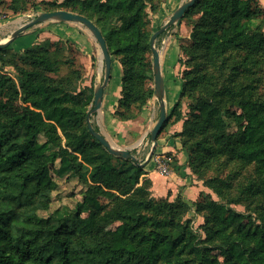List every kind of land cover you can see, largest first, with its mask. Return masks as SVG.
<instances>
[{
  "label": "trees",
  "instance_id": "trees-1",
  "mask_svg": "<svg viewBox=\"0 0 264 264\" xmlns=\"http://www.w3.org/2000/svg\"><path fill=\"white\" fill-rule=\"evenodd\" d=\"M162 1L54 0L45 8L72 11L101 29L122 65L114 113L120 121L138 119L154 97L149 81L156 31L150 13L159 12ZM0 2L13 14L38 5ZM196 7L203 11L193 25L192 43L180 48L190 59L202 55L203 63L186 64L180 98L163 130L173 117L182 120L183 97L196 101L198 113L175 136L182 139L192 173L221 199L202 191L195 201L205 235L185 221L190 206L182 196L155 197L145 166L111 154L94 137L88 126L94 88L81 87L83 64L59 58L61 50L52 51L50 39L24 50L14 49L13 41L0 47V264H220V257L223 264H264V211L260 223L236 211L229 206L230 183L204 173L219 161L254 165L255 178L241 195L264 200V95L255 87L264 66V8L260 0H197ZM63 65L69 67L65 75ZM7 66L17 76L4 71ZM213 71L224 77L221 91ZM216 92L241 109L230 115L233 131ZM193 133L203 137L189 144ZM56 162L59 177L73 175L86 189L75 210L44 216L58 188L52 174Z\"/></svg>",
  "mask_w": 264,
  "mask_h": 264
},
{
  "label": "rangeland",
  "instance_id": "rangeland-1",
  "mask_svg": "<svg viewBox=\"0 0 264 264\" xmlns=\"http://www.w3.org/2000/svg\"><path fill=\"white\" fill-rule=\"evenodd\" d=\"M32 1L36 2V4H38V5L37 6H30L26 12H21L18 14H13L12 11L9 10L7 5L0 2V41H4V40L8 39L12 35L13 31L15 29H17L19 26H21L22 24L27 23V22L31 21L32 19L36 18V16L39 13L47 11L45 9L46 6L48 5V3H50L54 0H32ZM57 1H58V3H62L66 0H57ZM162 4H163V1H162L161 5ZM202 11H203L202 7L190 8L189 14L187 15V17H185V15H184V17L180 21H178L173 26L169 27L167 30H165L158 37V38H160V41L157 45L155 44L156 48L159 49L161 52H163L164 48L166 46V43H167L166 41L168 40V38L170 36H173V37L179 39L180 46H181V44L189 46V44L192 43L191 33L193 30V25L200 19L201 15H202ZM157 14H158V12L157 13H150L151 29L153 32L157 31L160 27L166 25L169 22L170 17H171V14H168V13L165 16H160V14H159V16H156ZM160 18H161V21L159 20ZM182 22H184V24H185L183 31L179 28L177 29V25H179ZM69 23H74V22L47 21V22L37 24V25L29 28L26 31L27 32L34 31V32L38 33L39 37L41 38V40H39L40 42L50 39L55 44L52 46V51H57V48H59V50H61V52H58L59 58H61L63 60H65V59L74 60L76 65L80 66L79 50L74 46V44L72 42H70L69 40L63 39L61 36L62 34L57 33L55 30L56 29L55 27H57L58 25L69 24ZM74 24L78 25V26L80 25L83 29L89 31L82 24H79V23H74ZM24 33H22V35ZM53 34H55L57 36L54 37ZM41 35H42V37H41ZM164 38H165V41L163 40ZM56 43H58V45H56ZM96 43H97L96 49H97V53H98L99 59H100V57H101L100 47H99V44L97 41H96ZM26 44H30V41H28ZM196 56H199V57L195 58V59H192V58L190 59V57L186 53L181 51L179 59H178V67H179L181 80H182L183 71L185 69H187V67H188V65H186L188 63V61L191 63V65H194V64H196L197 66L202 65V63H203L202 55H196ZM151 57H152V65H153V54ZM78 60H79V62H78ZM116 60L119 61L118 59H116ZM175 66L176 65H174L173 67L172 66L165 67V75L170 80H172L173 77L175 78V75H174ZM0 68H1V64H0ZM117 69H118V67L116 66L114 68V72H113L114 76L118 75ZM4 71H7L8 73H10L14 77L17 76V72L12 66L5 67ZM68 72H69V67L67 65H63L61 74L65 75ZM104 73H105V69H104V67H102V76H101L100 81H98V80L96 81L93 79L91 82V86L90 85L89 86H82V83H81V87L82 88L83 87H93L94 92H95L96 87L103 83ZM213 73L215 76L214 82L217 84V87L219 89L218 91H221L222 89H224L226 87V86H224V77L222 76L221 73H218L216 71H213ZM171 74L174 76L172 77ZM255 80H256V86L255 87H258L257 88V95L258 96L264 95V66H263L262 70H260L255 75ZM83 81H84V79H83ZM182 83H183V81H182ZM149 85H151V86H153V88H155L154 87V85H155L154 78H153V80L149 81ZM109 87H112V86H109ZM121 88H122V82H121ZM181 91H182V86H181ZM181 91L179 93L177 100L180 98ZM172 93H175V92H172ZM172 93H170V94H172ZM241 93L244 94V92L242 90H241ZM172 96L174 97V95H170V97H172ZM215 98L220 99L219 101H221V104L224 107L223 111H224L225 122H226V124L229 125V131H233L236 126H235L233 119L230 117V115H231V113L240 114L241 109L238 108V106H236V105H232L233 104L232 100H229L228 97L223 96L221 94V92H216ZM152 99L157 100V105H158V107H160L161 101L155 95ZM181 100H182V105H181L182 120H180L179 122H174L175 117H173L169 121V125L165 128V130L168 131L173 126L180 123L181 124L180 130H179V132L174 133L173 134L174 136L183 131L184 123L187 119H191L194 114L198 113L197 112L198 110L196 108L193 110V107H196V101H194L188 97H183ZM149 102H150V100H149ZM174 105L171 107L168 115L171 114V112L174 108ZM93 107H94V103L91 104V106L89 108L90 109L89 113L91 112ZM89 113H88V115H89ZM94 113H92L91 116ZM91 116H90V121L93 118V117L91 118ZM172 129H174V128H172ZM202 137L203 136L200 134L193 133L192 135L188 136V142H189V144H192L194 141L201 140ZM178 138L180 139V141L182 143V139L180 137H178ZM41 140H44V138H41ZM151 147H152V144H151ZM182 147H183V143H182ZM171 157L173 158L171 166H174V164L177 162L172 155H171ZM222 160H224V159H222ZM138 161L140 163H142L141 160L138 159ZM188 164H189V161H188ZM58 166H59V163L56 162L54 169L52 170L53 177L58 182V188L53 192V201H52L50 210L41 212V215H44V216L51 215L57 210H61V211H73V210H75L78 202H80L82 200L83 193L86 189V186L81 181H79V179L77 177H75L73 175H69V176L66 175L64 177H59L55 173V169ZM204 173H205V178L220 177V178L226 179L230 183L228 195L231 199H234V202L230 203L229 206L232 207L233 209H235L236 211L240 212V213H243V214H246V215L252 217L254 221H256L258 223L261 222L260 218H261V212L264 211V200L260 199V198H256V197H251V196H248L246 194H245V196L241 195V191L243 193H245L244 188L246 187L247 183L250 180H253L255 178L256 173H255V166L254 165H245L243 163H237V162L219 161V162H214L209 168H206L204 170ZM193 174L195 175L196 179L201 181L203 183V185L206 187V189H207L205 191L206 193L211 194L213 196V198L216 200H221L220 197H218V195L212 189H210L208 186L205 185L204 179H201L195 173H193ZM152 193H153V191H152ZM186 203L190 206V211L186 214L185 221L190 222L193 229L200 232L204 236L205 233L203 232L202 225L204 224L205 220H204L203 214L197 212L195 201L192 204H190L188 202H186ZM84 215L85 216L88 215V212L84 213ZM118 225H119V222L109 226L107 228V232L114 231ZM222 262H223V258L220 257L219 263L223 264Z\"/></svg>",
  "mask_w": 264,
  "mask_h": 264
},
{
  "label": "crops",
  "instance_id": "crops-1",
  "mask_svg": "<svg viewBox=\"0 0 264 264\" xmlns=\"http://www.w3.org/2000/svg\"><path fill=\"white\" fill-rule=\"evenodd\" d=\"M186 1L189 0H164L156 16H159V14L160 16H165L168 13L171 14L172 17L174 12ZM260 3L264 8V0H260ZM159 20L161 21V18ZM184 26L185 24L182 22L177 25V29L179 28L183 31ZM55 28L57 33L62 34L61 36L63 39L72 42L79 50L80 63L83 64L86 70L82 86H91L93 79L100 81L104 63L102 57L99 59L96 49L97 43L90 31L74 23L58 25ZM53 35L54 37L57 36L55 34ZM39 40H41V38L38 33L26 31L23 35L21 34L14 40L12 47L16 50H24L26 47ZM163 40L165 41V38ZM28 41H30V44H26ZM159 41L160 38L157 39L156 45ZM166 42L164 51L161 52L159 49L158 50L161 54V68L166 89L164 103L168 115L171 107L177 101L181 91L182 80L178 67V59L181 53L180 41L170 36ZM112 58V78L104 90L102 107L91 116V118L93 117L91 121L94 129L105 135L107 139L117 147L131 149L132 154L136 155L142 163H145L147 176L150 177L153 182L152 191L154 196L169 197V199L173 201L180 195L186 202L192 204L198 199L200 193L202 191L205 192L207 189L192 173L191 168L188 166L189 155L183 149L180 139L173 135L179 132L181 124L178 123L173 126L172 128L174 129L171 128L168 131L163 130L158 137V146L153 157L148 159L152 148L151 131L159 119L161 113L160 107L157 105V100L152 99L143 108L138 119L120 121L114 116L121 97L122 65L114 57ZM174 65H176L174 73L175 78L173 77L174 75L171 74L173 78L170 80L165 75V67H173ZM116 66L118 67V75L114 76L113 72ZM170 95H174V97L172 98ZM165 154L172 155L179 165V170L177 171L171 166L169 175L160 173L154 160L155 155Z\"/></svg>",
  "mask_w": 264,
  "mask_h": 264
},
{
  "label": "water",
  "instance_id": "water-1",
  "mask_svg": "<svg viewBox=\"0 0 264 264\" xmlns=\"http://www.w3.org/2000/svg\"><path fill=\"white\" fill-rule=\"evenodd\" d=\"M197 0H189L184 2L172 15L169 22L164 25V27L158 29L152 35V49H153V73H154V82H155V92L154 95L161 101L160 103V116L158 121L156 122L155 126L151 131V140H152V148L149 155L150 159L157 146H158V137L163 131V126L167 121L168 115L166 106L164 103L165 97V80L162 74L161 68V54L160 51L156 48V41L157 38L169 27L176 24L180 21L185 13L192 8ZM47 21H61V22H74L84 25L90 33L93 35L94 39L98 42L101 52V57L104 63V79L103 83L96 87L94 92V107L88 115V126L90 131L93 133L94 137L101 142L107 150L114 155L122 156L123 158L132 159L133 161H138V157L132 154L131 149L129 148H120L113 145L105 135L96 131L92 122L90 121V116L92 113L97 112L102 107L104 90L110 82L111 74H112V55L110 54L106 39L104 38L101 29L89 18L82 16L80 14L74 13L69 10H57V11H44L39 13L36 18L32 19L31 21L22 24L17 29H15L12 35L4 40L0 41V47H8L14 40H16L22 33H24L29 28L43 23ZM142 166H145V163H140Z\"/></svg>",
  "mask_w": 264,
  "mask_h": 264
},
{
  "label": "built area",
  "instance_id": "built-area-1",
  "mask_svg": "<svg viewBox=\"0 0 264 264\" xmlns=\"http://www.w3.org/2000/svg\"><path fill=\"white\" fill-rule=\"evenodd\" d=\"M154 160L157 165V169L160 171V173L164 175H169L171 172V163L173 161V158L171 155L165 154V155H155Z\"/></svg>",
  "mask_w": 264,
  "mask_h": 264
},
{
  "label": "bare ground",
  "instance_id": "bare-ground-1",
  "mask_svg": "<svg viewBox=\"0 0 264 264\" xmlns=\"http://www.w3.org/2000/svg\"><path fill=\"white\" fill-rule=\"evenodd\" d=\"M173 97V96H172Z\"/></svg>",
  "mask_w": 264,
  "mask_h": 264
}]
</instances>
